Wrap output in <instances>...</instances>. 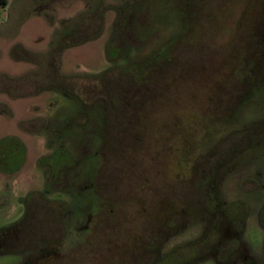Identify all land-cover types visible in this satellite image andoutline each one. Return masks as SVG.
I'll list each match as a JSON object with an SVG mask.
<instances>
[{"label":"rangeland","instance_id":"rangeland-1","mask_svg":"<svg viewBox=\"0 0 264 264\" xmlns=\"http://www.w3.org/2000/svg\"><path fill=\"white\" fill-rule=\"evenodd\" d=\"M105 9L84 13L78 39L58 22L35 19L23 34L0 25V148L20 156L0 157V229L22 219L30 194L66 208L43 214L50 227L40 220L36 239L0 264H33L45 251L37 264H261L264 146L241 144L264 126V0H108ZM116 66L151 76L118 89L130 104L113 115L92 82ZM63 80L91 100L86 109L56 86ZM61 146L73 157L57 158L53 177ZM228 156L217 190L225 206L245 207L244 231L223 213L210 238L217 216L197 186ZM214 238L240 248L221 263L224 246L206 245Z\"/></svg>","mask_w":264,"mask_h":264},{"label":"trees","instance_id":"trees-1","mask_svg":"<svg viewBox=\"0 0 264 264\" xmlns=\"http://www.w3.org/2000/svg\"><path fill=\"white\" fill-rule=\"evenodd\" d=\"M7 5L8 0H0L1 9L6 8ZM86 15L87 14L81 15L80 20L74 22L72 27L65 28L64 30L67 31L64 32V37H72V39H78V36H80L81 29H85V23L90 18ZM81 42L83 41H73L72 43L78 44ZM60 43L62 44V41ZM148 66H150V64ZM143 67L145 68L147 66H141V68L139 69L142 70ZM135 70H138L136 66H116L108 69L105 73H102L101 75L93 78L92 90L95 91L97 101H101V103H103V105L105 106V109L111 112L113 115H117L118 113H120V111L127 109L130 104L129 100H127L128 98L126 96H123V94H121L118 89L120 87L126 88L128 86H131L132 82H134L135 85L137 81L145 82L147 81V79L149 80V76H151L150 74H145L146 72L144 70L140 71L143 72V74H138V72H136V74L134 75ZM134 78L138 80H134ZM56 86L60 88L63 93L73 97L82 107V109H86L87 104L91 103V100L84 99V97H81L79 95L81 90H77L76 86H74L70 82V80H63L61 82L58 81ZM57 87L56 90H58ZM93 101H95V99ZM251 134H257V138L253 139L255 140L254 143L251 142ZM243 142L244 143L241 144V147L244 150H248L256 146H264V126L257 127L256 129L247 132L243 136ZM243 145H245V147ZM59 149L60 153L56 154V157L54 158L55 165H50V171L53 177L56 176L59 171V167H57V162H55L57 161V158H63L65 160V158L68 156L73 157L70 152L68 154V150L64 146H61ZM11 150L9 148H0V151H3L2 153H0V157L4 159L5 157H17V149ZM236 156H228L225 157L224 160L222 159V162L220 161L218 163H214L213 167L209 168L204 173L203 180H201L200 185L197 186V190L199 191V195H201L202 199H204L206 206L209 210H212L216 216H220V214L225 213L236 233H242L244 231V219L246 215L245 207L240 202H234L231 205L225 206L221 202V198L217 190L218 172L220 171L222 166L226 164V161L228 162V160L234 159L236 158ZM55 204L56 206H52L51 201L45 198L42 194L28 195L25 204V214L22 219L15 224L0 229V254L21 252L22 247L28 241H33L34 239H36L35 237L39 232H33L35 230L34 226H39L40 220L41 227L45 225L50 227L54 220H52V217L50 216L43 217V214L46 215L49 213L51 214L53 212L52 216H55L54 212L57 213L58 211H60L61 213H63L66 210L65 206H63L62 204H59V209L57 203ZM56 215L58 221L63 220V217H58V214ZM219 216H217V219L212 222L213 224L211 225L208 234V237L210 238L212 236L218 237L220 225L217 223V220L219 219ZM260 222L264 228V207L260 212ZM206 245L209 249L211 247L213 249L217 245H219L220 247L223 244L221 241H219V238L218 240L214 238V242L210 240L206 241ZM223 246L227 252V255L225 258H219L221 263L227 262L231 258V256L239 250L240 242L239 240L234 239L230 240ZM261 264H264V252L263 261L261 260Z\"/></svg>","mask_w":264,"mask_h":264},{"label":"crops","instance_id":"crops-1","mask_svg":"<svg viewBox=\"0 0 264 264\" xmlns=\"http://www.w3.org/2000/svg\"><path fill=\"white\" fill-rule=\"evenodd\" d=\"M107 2L108 0H8L7 7L4 9L0 8V18L2 16L1 12H8L11 6L14 7L16 15L15 18H3L0 20V25L4 28H7L8 25L11 28V26L15 27V24H19L23 34L24 30L34 28V24H30L31 21L33 22L37 19L45 24L58 22L60 24L59 27L61 26V28L65 29L72 27L81 14L106 12ZM74 12H77V14L73 17H62L59 21L56 19L58 14L67 15ZM7 36V33H3L0 38L4 39Z\"/></svg>","mask_w":264,"mask_h":264},{"label":"flooded vegetation","instance_id":"flooded-vegetation-1","mask_svg":"<svg viewBox=\"0 0 264 264\" xmlns=\"http://www.w3.org/2000/svg\"><path fill=\"white\" fill-rule=\"evenodd\" d=\"M245 151H247V150H244L243 152H245ZM51 249H53V248H51ZM51 253L50 252H46V251L45 252H41V254L39 255V260L38 261H42V260H45V259L49 258L52 255ZM38 261H34L33 264H37Z\"/></svg>","mask_w":264,"mask_h":264}]
</instances>
